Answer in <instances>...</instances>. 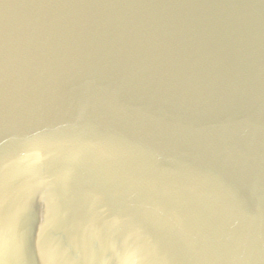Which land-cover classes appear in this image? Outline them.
Instances as JSON below:
<instances>
[{
    "label": "water",
    "instance_id": "water-1",
    "mask_svg": "<svg viewBox=\"0 0 264 264\" xmlns=\"http://www.w3.org/2000/svg\"><path fill=\"white\" fill-rule=\"evenodd\" d=\"M0 264H264V0H0Z\"/></svg>",
    "mask_w": 264,
    "mask_h": 264
}]
</instances>
